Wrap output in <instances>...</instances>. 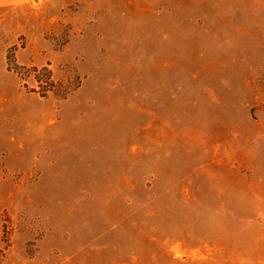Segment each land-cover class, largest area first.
<instances>
[{
  "label": "rangeland",
  "instance_id": "374dc122",
  "mask_svg": "<svg viewBox=\"0 0 264 264\" xmlns=\"http://www.w3.org/2000/svg\"><path fill=\"white\" fill-rule=\"evenodd\" d=\"M0 250L264 264V0H0Z\"/></svg>",
  "mask_w": 264,
  "mask_h": 264
},
{
  "label": "trees",
  "instance_id": "16d2710c",
  "mask_svg": "<svg viewBox=\"0 0 264 264\" xmlns=\"http://www.w3.org/2000/svg\"><path fill=\"white\" fill-rule=\"evenodd\" d=\"M16 72L20 75L22 79H32L34 81L40 82L41 89L39 90L42 95L46 96L51 93H64L61 91V84H58L53 78V72L48 67L39 68L38 66H18L16 67ZM44 83V84H43ZM26 86L29 84L26 83ZM36 91V88L33 87ZM3 259V253L0 250V264Z\"/></svg>",
  "mask_w": 264,
  "mask_h": 264
}]
</instances>
